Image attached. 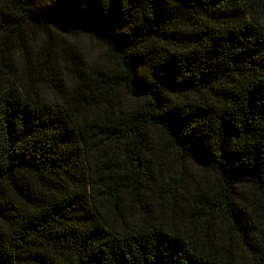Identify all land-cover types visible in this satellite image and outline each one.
<instances>
[{
	"label": "trees",
	"instance_id": "16d2710c",
	"mask_svg": "<svg viewBox=\"0 0 264 264\" xmlns=\"http://www.w3.org/2000/svg\"><path fill=\"white\" fill-rule=\"evenodd\" d=\"M0 264H264V0H0Z\"/></svg>",
	"mask_w": 264,
	"mask_h": 264
},
{
	"label": "rangeland",
	"instance_id": "374dc122",
	"mask_svg": "<svg viewBox=\"0 0 264 264\" xmlns=\"http://www.w3.org/2000/svg\"><path fill=\"white\" fill-rule=\"evenodd\" d=\"M76 39L80 42L85 52L90 51L93 54H97L99 52L98 47L90 41L89 37L82 35V36L77 37Z\"/></svg>",
	"mask_w": 264,
	"mask_h": 264
}]
</instances>
